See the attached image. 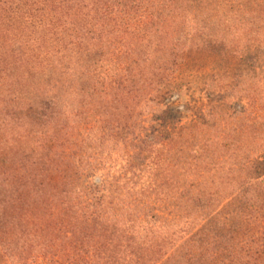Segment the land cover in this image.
<instances>
[{"label": "trees", "instance_id": "1", "mask_svg": "<svg viewBox=\"0 0 264 264\" xmlns=\"http://www.w3.org/2000/svg\"><path fill=\"white\" fill-rule=\"evenodd\" d=\"M262 45L264 0H0V264H264V146L220 144L259 122L232 138L200 116L158 143L142 93L189 50ZM88 110L134 134L110 196L53 162Z\"/></svg>", "mask_w": 264, "mask_h": 264}, {"label": "rangeland", "instance_id": "2", "mask_svg": "<svg viewBox=\"0 0 264 264\" xmlns=\"http://www.w3.org/2000/svg\"><path fill=\"white\" fill-rule=\"evenodd\" d=\"M0 54L3 55L1 51ZM103 66L107 65L99 67L102 72L106 69ZM172 71L168 75L170 71L161 70L151 86L144 84L142 87L143 94H158L157 103L149 105L156 110L154 115L159 116L154 121L159 127L158 143H162L161 140L166 137L165 131L183 130L192 126L200 116L211 114L219 132H230L232 138L233 128L242 131L237 127V120L244 117L243 123L258 121L259 124L254 127H250L249 123L243 125L246 132L239 133V142H235V139L227 142L222 137L220 144L226 143L230 148L246 143L250 150H261L264 146V45L236 49L227 47L218 51L189 50L181 56L179 64ZM0 74H4V70ZM88 106L95 108L90 104ZM154 115L150 113L147 118H142V127L136 129L141 136L148 130L151 124L149 120ZM160 123L165 126H159ZM106 127L99 124L93 111L88 110L64 132L55 134L64 146L57 141V156L53 162L80 165L79 188L82 194L86 192L85 197L96 194L110 196L112 191L108 184L113 176H117L118 168L134 162V143L126 144L134 139V134H124ZM208 130L200 126L198 140ZM186 136L181 140L182 145ZM153 145L156 149V144ZM200 146H203L202 143ZM155 154L156 151L150 155ZM144 179L145 176L141 178V183Z\"/></svg>", "mask_w": 264, "mask_h": 264}]
</instances>
